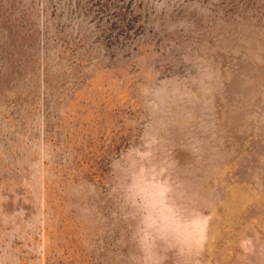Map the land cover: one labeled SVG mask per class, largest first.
I'll return each instance as SVG.
<instances>
[{
    "label": "rangeland",
    "instance_id": "obj_1",
    "mask_svg": "<svg viewBox=\"0 0 264 264\" xmlns=\"http://www.w3.org/2000/svg\"><path fill=\"white\" fill-rule=\"evenodd\" d=\"M0 264H264V0H0Z\"/></svg>",
    "mask_w": 264,
    "mask_h": 264
}]
</instances>
